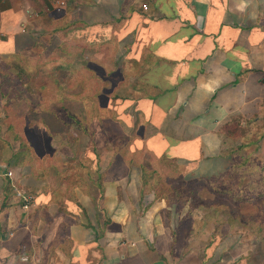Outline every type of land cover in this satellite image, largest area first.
I'll list each match as a JSON object with an SVG mask.
<instances>
[{
    "label": "crops",
    "instance_id": "obj_1",
    "mask_svg": "<svg viewBox=\"0 0 264 264\" xmlns=\"http://www.w3.org/2000/svg\"><path fill=\"white\" fill-rule=\"evenodd\" d=\"M56 1L0 0V111L11 98L19 101L21 90L12 84L20 80L10 74L27 75L22 61L40 49L44 32L77 31L92 44L115 36L116 54L129 41L122 63L127 69L134 62V70L114 111L124 109L122 123L130 116L131 147L152 165L164 160L183 179L218 178L229 165L225 123L237 119L250 132L256 122L264 134V0H71L63 29L52 26L61 18ZM1 140L0 264H264L251 249L235 250L245 237L233 222L201 220L156 200L152 188L142 187L139 164L136 171L118 155L91 160L94 168L109 160L108 185L107 176L95 183L82 163V183L63 204L47 168L34 170L28 154L16 162L20 143L16 149V142ZM103 148L111 150L106 142ZM12 184L34 196L26 211ZM200 207L194 211L206 212Z\"/></svg>",
    "mask_w": 264,
    "mask_h": 264
},
{
    "label": "rangeland",
    "instance_id": "obj_2",
    "mask_svg": "<svg viewBox=\"0 0 264 264\" xmlns=\"http://www.w3.org/2000/svg\"><path fill=\"white\" fill-rule=\"evenodd\" d=\"M64 1L65 7H54L57 18H61L53 23V28H66L67 21L62 15L67 13L66 9L72 2ZM118 20L113 26L121 22ZM76 34L77 31L75 36H67L66 31H62L54 37L50 31L44 32L37 42L40 49L27 54L26 60L22 61L27 75L23 69L21 73L12 71L11 80L17 77L20 80H14L12 85L21 90V95L15 103L10 97L5 108L0 111V124L3 126L0 131L1 141H14L18 149V141L14 140L13 134L22 137L23 143L30 151L28 155L35 159V168L43 167L45 173L47 168L46 175L49 174L51 178L49 182L57 181L55 195L63 204L68 202L66 200L71 196L70 190L82 183V163L87 165L92 177H97L95 183L102 184L106 176L107 184L113 183L114 177L108 170L109 160L105 159L102 167H91L94 166L92 161L96 157L107 155L109 159H113L114 155H118L132 163L131 170L138 164L148 170L158 169L169 183L175 186L186 184L199 199L198 203L190 198L183 203L187 192L178 189L176 198L172 195L169 197V202L175 205V208L180 209L184 205L183 214L188 209V213L198 216L201 220L211 218L233 222L236 235L245 237L235 250L246 253L245 251L251 249L254 260L257 262L260 259L263 262L264 134L258 130L256 122L248 124L250 132L240 127L236 136L230 139L226 151L231 150L232 154L228 158V168L220 176L223 178L227 174L228 179H197L188 176L187 179L181 180L179 175L182 170L172 169L168 162L161 159L152 165L153 160L146 154L138 153L136 148L134 151V146L131 147L134 144V131L129 127L130 116H125L122 123L119 118L123 116L124 109L114 111L115 98L126 96L128 90L126 85H129L127 81L130 77L127 71L134 70V62L127 64L130 66L127 69L126 63H122L124 48L129 51L125 42L129 41L120 43L121 49L116 54L117 44L113 41H116L115 36H111L110 40L107 36L109 41L103 44L98 41L92 44L91 40L77 37ZM93 36L96 39L94 34ZM68 45L74 48L73 51ZM100 45L102 46L99 47ZM122 78L126 82L121 81ZM69 93L75 98L78 96L84 99H70ZM12 94L8 92V95ZM110 96L115 97L110 100ZM7 124H11L12 128L6 130ZM262 126L260 124V128ZM105 142L107 146H111V150L105 151ZM142 156L148 157L149 160L146 161ZM79 164L81 169H77ZM233 165L236 167L232 168ZM61 176L67 180L64 182L60 179ZM158 185L159 183H156L155 187ZM142 203L145 204V201ZM190 204L195 206L194 208H206V212H196L194 208L189 210Z\"/></svg>",
    "mask_w": 264,
    "mask_h": 264
},
{
    "label": "trees",
    "instance_id": "obj_3",
    "mask_svg": "<svg viewBox=\"0 0 264 264\" xmlns=\"http://www.w3.org/2000/svg\"><path fill=\"white\" fill-rule=\"evenodd\" d=\"M123 17H121L120 19H122ZM26 97V96H25ZM28 97V96H27ZM26 97V98H27ZM240 121L237 119H233L227 123H225L222 126L223 132L225 134V137L229 140V139H233L236 136V133L238 132V128H240ZM7 128H12L11 124H7L6 126V130ZM13 138L14 140L18 141L20 143V147L22 148L23 151H21L20 153H18L15 158L18 159L16 160L19 161L20 159L24 158L22 157V155L24 154H29V149L27 148V146L23 143L22 141V137H20L18 134H13ZM19 136V137H18ZM245 145V144H244ZM245 147V146H243ZM232 151H227L226 155L227 156H231ZM24 162V160H23ZM28 163V162H27ZM35 159L30 160V164L33 166L34 170L37 171V167L35 168ZM241 165V164H239ZM83 167V165H82ZM82 167H79L78 169H81ZM236 166L233 165L232 168H235ZM40 169V168H39ZM85 169V166H84ZM38 172V171H37ZM220 178V177H219ZM219 178H210L212 179H219ZM227 178V174L225 175V177L220 178V179H225ZM60 179H63V181L65 182L67 179L64 180V178L61 176ZM228 179V178H227ZM181 180H185L183 178H181ZM141 181H142V187L143 186H149L150 188L153 187L154 190V196L156 200H166V202L169 204H171L169 202V197L170 195L174 196L175 198L177 197V190L178 189H183L184 191L187 192V195L185 198H183V203H186V201H188V198H190V200H193L194 202L198 203V197L195 195V192L190 189L186 184H183L181 186H175L171 183L168 182L167 178L158 170V169H146L145 167H141ZM159 183L158 187H155V184ZM211 183V182H210ZM71 191V190H70ZM174 192V193H173ZM73 195V194H72ZM71 198V197H70ZM73 200L76 198L72 197ZM192 198V199H191ZM184 206V205H183ZM195 207V206H194ZM192 204L189 205V210L194 208ZM181 209V208H180ZM169 214V213H168ZM189 213H187L188 215ZM35 218L32 220L31 223V230L34 231L35 230Z\"/></svg>",
    "mask_w": 264,
    "mask_h": 264
},
{
    "label": "built area",
    "instance_id": "obj_4",
    "mask_svg": "<svg viewBox=\"0 0 264 264\" xmlns=\"http://www.w3.org/2000/svg\"><path fill=\"white\" fill-rule=\"evenodd\" d=\"M66 5V1L64 0H59V1H56L55 2V8H59V7H65ZM142 9L143 10H147V7L146 5H142ZM7 176L9 178H11L12 176V172L8 171L7 172ZM12 190L16 196V198L18 199L19 203H20V206L23 210H27L33 203H34V196L25 191L24 189L22 188H18L16 187L15 185L12 184Z\"/></svg>",
    "mask_w": 264,
    "mask_h": 264
}]
</instances>
